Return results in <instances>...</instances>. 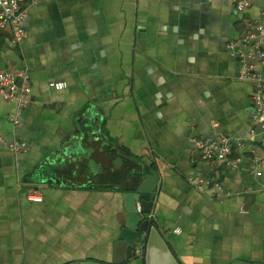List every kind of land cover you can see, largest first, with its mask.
I'll return each instance as SVG.
<instances>
[{
    "label": "crops",
    "instance_id": "1",
    "mask_svg": "<svg viewBox=\"0 0 264 264\" xmlns=\"http://www.w3.org/2000/svg\"><path fill=\"white\" fill-rule=\"evenodd\" d=\"M263 9L39 0L21 47L0 33V66L28 74L31 99L18 124L0 99V264H111L125 195L148 175L154 217L141 240L158 238L136 264H264V146L260 129L250 136L255 83L240 79L247 66L264 81L242 42ZM219 137L230 163L200 161L194 140Z\"/></svg>",
    "mask_w": 264,
    "mask_h": 264
},
{
    "label": "built area",
    "instance_id": "2",
    "mask_svg": "<svg viewBox=\"0 0 264 264\" xmlns=\"http://www.w3.org/2000/svg\"><path fill=\"white\" fill-rule=\"evenodd\" d=\"M39 0H0V33L10 31L12 44L21 47L26 39V31L23 27V21L26 17L27 7L37 3ZM213 1V0H209ZM235 11L244 13L251 5V0H233ZM264 22V9L262 12ZM242 42L245 45H254V54L259 58L264 67V24L255 30L246 34ZM257 73H254L250 67L243 66L241 69L240 79L243 81H253L255 90L251 95L252 105V128L250 136L253 138L257 135L258 129L261 130L262 144L264 146V81L260 79ZM28 74L23 72H13L0 66V99L17 105V112L12 119L13 123L18 124L22 112L31 104L30 86ZM57 90H62L66 85L57 83L53 85ZM240 145V144H239ZM194 146L198 159L210 163L214 166L229 164V157L232 153V143L226 138H216L215 140L195 139ZM12 150H17L18 143L10 145ZM196 186L199 190L207 185L204 179L198 178ZM136 212L143 219L153 220L152 213L144 214L141 204L137 205ZM176 234L181 231L176 229ZM145 252V241L137 242L136 256L142 258Z\"/></svg>",
    "mask_w": 264,
    "mask_h": 264
},
{
    "label": "water",
    "instance_id": "3",
    "mask_svg": "<svg viewBox=\"0 0 264 264\" xmlns=\"http://www.w3.org/2000/svg\"><path fill=\"white\" fill-rule=\"evenodd\" d=\"M156 181L157 176L148 175L138 188L137 193L125 195V199L129 201V207L126 208L127 215L124 219V224L120 229L118 237V241L120 243V252L122 251L123 254L111 264H136L140 260V258L137 257L135 253L137 242L143 239V234H145L148 230L149 222L143 221L142 217L137 214V203H141L144 214H150L152 212V202H146L141 195L143 193L153 192ZM157 238V232L154 229L150 230V235L145 247L147 254L150 253V249L153 247V245L155 246ZM146 260H148L147 257Z\"/></svg>",
    "mask_w": 264,
    "mask_h": 264
}]
</instances>
